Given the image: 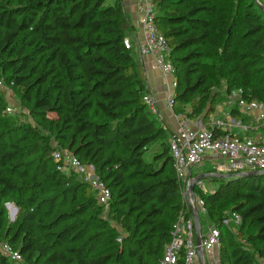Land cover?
<instances>
[{
  "label": "trees",
  "instance_id": "16d2710c",
  "mask_svg": "<svg viewBox=\"0 0 264 264\" xmlns=\"http://www.w3.org/2000/svg\"><path fill=\"white\" fill-rule=\"evenodd\" d=\"M107 1L0 0V80L38 119L37 126L10 127L15 121L0 88V243L19 250L26 264H161L182 208L171 129L144 102L151 89L135 26L124 0ZM155 1L177 71L175 113L207 121L223 80V103L239 89L248 100H264V13L255 0ZM231 114L251 121L238 107ZM62 149L95 166L112 191L119 227L102 230L80 219L104 206L79 172L55 160ZM204 164L193 174L214 172ZM207 179L216 183L202 197L208 223L221 230L220 264H264V173ZM6 200L18 207L14 223ZM58 207L65 209L43 236V212ZM233 212L241 222L224 224ZM0 264L21 263L0 249Z\"/></svg>",
  "mask_w": 264,
  "mask_h": 264
},
{
  "label": "built area",
  "instance_id": "2783aa9c",
  "mask_svg": "<svg viewBox=\"0 0 264 264\" xmlns=\"http://www.w3.org/2000/svg\"><path fill=\"white\" fill-rule=\"evenodd\" d=\"M139 11V25L141 31V41L139 49L144 55H153V66L159 70L161 76L166 81L167 106L173 110L175 94L177 88L176 69L171 61V47L165 35L156 23V1L155 0H135ZM258 5L264 6V0H255ZM126 48L132 47L129 38L125 39ZM0 88L4 89L9 100L6 107L8 113H13L17 109L16 94L12 87L0 80ZM241 89L231 95L227 101L229 112L233 107L251 117L250 123H238L246 132L250 128L264 127V100H248L242 95ZM158 90H151L145 94L144 102L152 113L159 116L160 110L157 102ZM175 113V112H174ZM176 126L171 127L168 123L165 129H171L170 147L173 157L177 178L181 183L183 197L182 208L173 225L171 231V241L165 249L161 264H201L197 231L193 212L199 215L202 250L205 255L212 257L219 252L222 244L221 230L215 223H208L207 230L203 231L202 215L206 217L208 208L202 197V192H208L204 186L205 180H201L196 185L194 193L189 191V186L193 179L198 176L193 174L195 166L201 163H209L213 166L214 172L203 173L209 178L215 174L237 175L246 171H264V140H257L248 135L240 134H220L225 131L227 121L224 119L209 120L206 123L201 117L192 119L186 114H177ZM169 125V127H168ZM54 158L62 163V169L68 168L79 172L85 182H87L96 192L100 204L104 208L110 207L112 191L110 187L101 179L95 166L80 160L78 156L69 150H55ZM201 175V174H200ZM211 187V184H208ZM242 216L233 212L227 215L223 223L231 226L238 225ZM0 249L10 259L21 264H26L23 255L9 243H0ZM264 262V257L262 258Z\"/></svg>",
  "mask_w": 264,
  "mask_h": 264
},
{
  "label": "crops",
  "instance_id": "0c3cea01",
  "mask_svg": "<svg viewBox=\"0 0 264 264\" xmlns=\"http://www.w3.org/2000/svg\"><path fill=\"white\" fill-rule=\"evenodd\" d=\"M125 8L127 13L131 16L133 24L135 26V34L132 35L133 40L135 42V51L139 60L141 61L146 77H147V84L151 90H158L157 95V102L160 110L161 118L164 119L172 128L176 126V117L174 111H172L167 106V95L168 91L166 89V81L161 76L159 70L155 69L153 66L154 56L153 55H144L141 53L139 49V44L141 41V31L138 27L139 25V11L138 6L135 0H124ZM232 111V110H231ZM193 119V118H192ZM196 119V118H194ZM214 119H224L227 121L228 125L225 127V131L231 132V134H240V135H248L257 140H264V127L261 128H250L248 131H244L240 124L238 123L241 121L240 119H236L232 116L229 112V107L227 103L225 104H218L215 111L211 114L208 118L206 123H209V120ZM246 123V122H243ZM203 264H220L219 261V253L216 255L209 257L204 255Z\"/></svg>",
  "mask_w": 264,
  "mask_h": 264
},
{
  "label": "rangeland",
  "instance_id": "374dc122",
  "mask_svg": "<svg viewBox=\"0 0 264 264\" xmlns=\"http://www.w3.org/2000/svg\"><path fill=\"white\" fill-rule=\"evenodd\" d=\"M114 1L115 0H108L107 2L108 3H113ZM14 2H16V0H14ZM128 38L131 40V42H133L132 37H128ZM215 94H218L220 96V98L218 100V104H220V105L221 104H225V103H223L221 101L222 98H226L227 97V88H226V84L224 83V80L215 89ZM232 95H234V93ZM230 97H231V95L229 96V98ZM229 98L227 99V101L229 100ZM11 116L13 117V119L15 121V122L9 123L10 127H12V128H15V129L21 128L23 130L25 127L37 126L38 125V119L35 117L34 112H32L31 107L26 106L24 100L20 96L18 97V100H17V109H16L15 112H13L11 114ZM4 123H6V122H4ZM4 123L2 122V124H4ZM170 137H171V133H170ZM158 146H159L158 144H154L152 146V148L149 149L146 152L145 157L147 159H151L152 156L155 154L154 150L156 148H158ZM26 159L29 160V159H32V158L28 157ZM203 165H205V164L201 163V164L195 166L194 170H196V169L197 170H201L200 168ZM63 170L65 172H69L70 171V169L64 168V167H63ZM208 184H211V187ZM204 186L207 187V190L212 191L215 188L216 183L214 181L208 180L206 178L205 182H204ZM63 202H64V200L62 198H60V197L56 198V204L58 206H60L61 203H63ZM67 203L70 204L69 201H67L65 203V206L67 205ZM4 206L6 207V210L8 212V222L9 223H14V221L16 220L17 214H18V207H17L16 203L11 201V200H6V201H4ZM64 209H65V207H63L62 209L60 207H58L57 209H55V212H53L52 214L51 213L50 214H46L45 212H43V215H42V224L43 225H42V229L40 231V233L43 236H45V235H47L49 233V231H50V229H49L50 223L59 215L60 212H63ZM93 218H95V219H93ZM80 219L91 221L92 222L91 224L94 227H101V228L103 227L102 230H107L106 228L107 227H111V226L119 227V225L117 224L116 220L113 219L112 213H110V207L108 209L104 208L99 213H97L96 211H92L89 215L83 216ZM202 220H203V231L205 232L207 230L208 220H207V218L204 215H202ZM95 221H98V224H94ZM152 250L154 252L152 253L151 256L156 257L158 255L159 250L157 249L155 244L152 246ZM162 253H163V251H162ZM162 253H161V255H160L158 260H160V258L162 256Z\"/></svg>",
  "mask_w": 264,
  "mask_h": 264
},
{
  "label": "water",
  "instance_id": "95a60500",
  "mask_svg": "<svg viewBox=\"0 0 264 264\" xmlns=\"http://www.w3.org/2000/svg\"><path fill=\"white\" fill-rule=\"evenodd\" d=\"M261 10L263 11L264 13V6L262 5H259ZM259 173H264V171H259V170H253V171H246V172H241L237 175H230V174H215V177H218V178H229V177H232V176H245V175H251V174H259ZM207 177H210L209 175H206V174H201V175H198L196 176L192 183L190 184L189 186V191L191 193H194V189L196 188V185L198 184L199 181L201 180H205ZM193 216H194V220H195V225H196V231H197V244H198V250H199V256H200V261H201V264H203V261H204V252L202 250V246H201V243H202V233H201V225H200V220H199V215H198V212L197 211H194L193 212Z\"/></svg>",
  "mask_w": 264,
  "mask_h": 264
}]
</instances>
